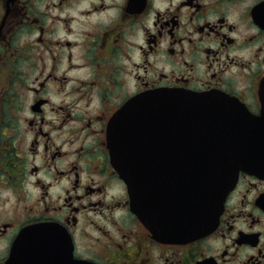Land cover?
Returning <instances> with one entry per match:
<instances>
[{"label": "flooded vegetation", "instance_id": "obj_1", "mask_svg": "<svg viewBox=\"0 0 264 264\" xmlns=\"http://www.w3.org/2000/svg\"><path fill=\"white\" fill-rule=\"evenodd\" d=\"M160 88L228 97L263 155L264 0H0V264L43 223L72 241L43 264H264V171L205 235L161 241L133 212L108 128Z\"/></svg>", "mask_w": 264, "mask_h": 264}, {"label": "water", "instance_id": "obj_2", "mask_svg": "<svg viewBox=\"0 0 264 264\" xmlns=\"http://www.w3.org/2000/svg\"><path fill=\"white\" fill-rule=\"evenodd\" d=\"M235 115L228 97L163 88L130 100L115 114L108 128L112 165L133 212L157 239L210 232L239 172L264 171V150L262 155L239 139ZM18 239L25 264L32 256L43 264L50 252L55 255L56 242L60 257H72L71 238L55 223L28 226Z\"/></svg>", "mask_w": 264, "mask_h": 264}]
</instances>
